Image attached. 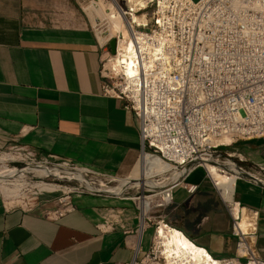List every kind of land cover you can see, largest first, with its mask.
Listing matches in <instances>:
<instances>
[{
	"label": "crops",
	"instance_id": "obj_1",
	"mask_svg": "<svg viewBox=\"0 0 264 264\" xmlns=\"http://www.w3.org/2000/svg\"><path fill=\"white\" fill-rule=\"evenodd\" d=\"M44 2L0 0V150L22 144L95 175L130 176L140 140L124 101L101 91V37L30 23L27 12ZM226 153L243 168L264 165V139L237 141ZM214 184L227 202L233 195L253 213L264 261V189L243 178ZM169 191L166 206L143 215L135 193H72L73 210L58 218L44 216L53 209L48 196L30 211L8 208L0 196V264H129L150 249L159 221L215 259L233 256L230 217L202 169Z\"/></svg>",
	"mask_w": 264,
	"mask_h": 264
},
{
	"label": "built area",
	"instance_id": "obj_2",
	"mask_svg": "<svg viewBox=\"0 0 264 264\" xmlns=\"http://www.w3.org/2000/svg\"><path fill=\"white\" fill-rule=\"evenodd\" d=\"M126 1L115 0L122 13L129 9ZM132 5L137 19L127 21L125 30L135 51L136 74L126 77L110 70L114 76H105L100 70L101 91L124 101L136 125L140 154L184 172L178 180H164L157 191L135 198L153 195L149 209L164 207L171 199L169 190L187 174L196 168L205 171V165L221 160L264 181V165L243 168L237 163L241 160L226 153L237 141L264 139V0H132ZM13 148L25 152L20 158L24 163L55 161L31 149L8 147ZM52 164L72 166L63 161ZM56 186L50 191L34 187L36 192L60 191L53 209L44 213L48 218L73 210L72 193H86ZM194 189L186 187L188 192ZM36 192L21 198V205L4 204L30 211ZM222 201L235 243L233 256L217 259L219 264H264L254 246L253 213L233 197ZM241 220L246 226H239ZM152 245L147 252H136L139 263L153 260ZM137 263L134 259L129 264Z\"/></svg>",
	"mask_w": 264,
	"mask_h": 264
},
{
	"label": "bare ground",
	"instance_id": "obj_3",
	"mask_svg": "<svg viewBox=\"0 0 264 264\" xmlns=\"http://www.w3.org/2000/svg\"><path fill=\"white\" fill-rule=\"evenodd\" d=\"M111 8L114 14H112L109 19L111 20L115 31L121 34V38L119 37L116 40V56L112 61L109 62L110 68L113 69L111 71H115V74H122L126 77L133 76L136 74V62L134 60L135 51L133 50L132 43L128 41L127 32H126V23L127 21L131 22L137 19V16L134 15V8L132 5V0H127L125 7L129 8L127 11L123 8V12H120L115 0H111ZM106 9L109 10L108 7ZM110 11V10H109ZM108 11V12H109ZM100 42V41H99ZM148 62H151L148 59ZM109 67V66H108ZM20 158L22 156L14 155H1L0 154V186H5L8 183H17V185H25L27 182L24 180L26 175L29 174H40L46 175L47 173L53 174L55 171H63L64 169H52L50 167L40 166L38 164H24L23 166H17L15 168L22 169L24 166L33 165V167L27 168L23 171H13L11 170L5 162L15 160L16 158ZM225 161V160H224ZM229 164L223 163V161H215L212 164L205 165V170H207L208 174L214 179L217 183H227L229 182L228 173H233L238 175V178H245L246 173L238 167L235 163L231 161H227ZM184 172L182 170H173L169 166L162 163L158 158L152 157L147 153L140 154L139 161L135 166L132 174H130V182L136 186H144L147 187H156L160 186L158 180H178L180 176L183 175ZM58 173H54L56 175ZM67 175L79 180L78 175L75 172H67ZM7 177H11L12 181L6 180ZM121 179L116 182L115 185H106L103 182L99 181L98 183L94 182L91 187L101 188L113 193H120L124 191L127 186L126 180ZM156 178V179H155ZM237 179V178H236ZM133 180V181H132ZM213 181V180H212ZM80 183L85 184L87 188V183L84 180H79ZM131 184V185H132ZM214 184V182H213ZM33 185V184H32ZM215 185V184H214ZM133 186V185H132ZM33 187L46 189V188H56V185H49L44 183H36ZM215 188L218 190L221 199L225 200L222 191L218 189L215 185ZM135 200V199H134ZM138 200V199H137ZM136 200V201H137ZM226 201V200H225ZM138 206L141 209L142 215L146 214L147 210L151 206L152 203L155 202V198L153 195L146 196L143 199L140 198L138 201ZM239 208L235 207L234 211ZM142 217V216H141ZM242 223V224H241ZM239 226H246V222L241 220ZM144 226V225H143ZM156 237L157 243L160 248V253L164 256L166 264H219L218 260L211 257L203 248L196 246L191 241H189L183 234H181L178 230L170 228L169 226L162 224L156 229ZM150 264H157L155 262H151Z\"/></svg>",
	"mask_w": 264,
	"mask_h": 264
},
{
	"label": "rangeland",
	"instance_id": "obj_4",
	"mask_svg": "<svg viewBox=\"0 0 264 264\" xmlns=\"http://www.w3.org/2000/svg\"><path fill=\"white\" fill-rule=\"evenodd\" d=\"M110 3H111V0H46V2L43 3L42 8H39V9L34 8V9H31V11L29 10L27 12L28 13V21H30V23H33L36 25L38 24V25H42V26H46V27H52L53 26V27H66V28H81V29L83 28V29H86L89 31H93L95 36L97 35V36L101 37V41H102V43H100V44L98 43L102 49V61L100 64V70L102 72V75L114 76L113 72L110 71L113 69L110 68L109 62L113 60V58L116 56V53L115 52L111 53L109 51L108 45H109V42L111 40H114V42H116L115 41L116 37L118 39L120 37V33L118 34L115 31L114 26H113L111 20L109 19V17L112 14H114V12L112 11L113 9L111 8ZM106 7H108L110 11L108 9H106ZM105 52H107L108 55H106ZM112 80H113V82H116V79H112ZM15 146H19V147H22L24 149H29L25 145L15 144V143L9 147L11 148V147H15ZM17 153H19V154H17ZM24 153H25L24 151H22L21 149L18 150L17 148H13L10 150L8 148H6V149L0 150L1 155H10V156L20 155L21 156V155H24ZM20 158L23 159V157H20ZM20 158L18 157L15 160L5 162V164L8 165L11 170L16 171V172L23 171L27 168L33 167V165H29V166H24L22 169L15 168L17 166H23L24 164H26ZM36 159H38V158H36ZM221 161H223V163H225V164L231 165L227 161H224V160H221ZM234 161H236V160H234ZM49 163H60V162L55 160V161H50ZM237 163H239V162H237ZM28 164H30V163H28ZM0 165H1V163H0ZM247 168H249V167H247ZM202 171H203V175H204L205 180H210L211 184H213V182H215V181L208 174L207 170H205L206 172L204 170H202ZM128 176H129V174H128ZM128 176H126L124 178H127ZM78 177L80 178V175H78ZM88 177H90V176H88ZM238 177H239L238 175H235L233 173H228L229 182H231L232 184L235 183V180ZM101 178H103V180L100 179L102 182L103 181L106 182L109 179V177H107V176H103ZM124 178H116V180L117 179L121 180ZM6 180L12 181L11 177H7ZM24 180L27 182L25 185H17V183H8L7 182V184L5 186H0V196L3 199V201L10 202V204H13V205H19L21 203V198L31 197V194L33 192H36V189L33 187V185L36 183H40V182H42L44 184H49V185L50 184L51 185H60L62 187H66V188H72L73 187V184L70 181L60 183V182L56 181V179L52 180L50 178H42L38 174H33V176L32 175L27 176L26 178H24ZM127 180H130V178L129 179L127 178ZM157 181H159V183H161V184L163 183V180L161 182V180L157 179ZM114 183L115 182H109L107 184V186L108 185H115L116 183L115 184ZM132 185L129 188L128 193H135L136 196L137 195H149L150 194L149 192L143 191V189L149 190L151 187L149 188L146 186L144 188V186L139 187V186H136L134 184H132ZM62 187L60 188L61 190H62ZM152 188H154V187H152ZM37 189L50 191V190H53L54 188H49V189L48 188H46V189L37 188ZM139 193H141V194H139ZM59 195H60L59 190L54 191V192H50V193H46L43 191L36 192L35 194H33V197H34L33 201L35 203L34 208L38 204H40L41 202L44 201L42 198L43 196H48L47 198H45L46 201L50 202L52 205H54V199L57 198ZM232 197H234V196H232ZM137 201L135 200V203L138 205ZM157 221H159V219H157ZM161 225H162V223L159 224V226H161ZM156 226H157V224H154L153 229ZM152 250H153V253H152L151 257H153V260L149 261L147 263L143 262L142 264H150L151 262H155L157 264H166L164 256L160 253V248H159L158 243H157L156 231L154 232V240H153ZM140 259H141V257H138V260H137L138 264H141V263H139Z\"/></svg>",
	"mask_w": 264,
	"mask_h": 264
},
{
	"label": "water",
	"instance_id": "obj_5",
	"mask_svg": "<svg viewBox=\"0 0 264 264\" xmlns=\"http://www.w3.org/2000/svg\"><path fill=\"white\" fill-rule=\"evenodd\" d=\"M108 47H109V51L111 53L115 52L114 40H111L109 42ZM35 164H38L40 166L50 167L52 169H59V170L64 169V170H66V172L55 171V172H53V174L47 173L46 175H40V174H38V175L41 176L42 178H50L52 180L56 179V181H58L60 183L70 181L73 184V187H75V188H77L83 192H86L88 194H97V195H104V196H110V197H124L128 194V190L132 184L129 180H126L125 185L127 186V188L120 193H113V192H109V191L101 189V188L91 187V185H93L94 182L98 183L99 181H101L100 179L103 180V178L95 176V174L90 173V172L83 170L81 168H76L74 166H65V165H60V164H52V163H49V164L35 163ZM67 172H75L76 175H80L79 180H84L87 183V186H89L90 188H87L85 184L80 183L79 180H76L75 178L71 177L70 175H67ZM54 173H58V174L54 175ZM31 175L33 176V174H29V175H26L25 178L27 176H31ZM88 176H90V177H88ZM245 179L249 180L251 183L259 186L262 189H264V181L250 177L247 174H246ZM117 180L115 178L110 177L106 182L103 181V183L107 185L109 182H115L116 183ZM159 188H160L159 186H156L154 188H150V191H157Z\"/></svg>",
	"mask_w": 264,
	"mask_h": 264
}]
</instances>
